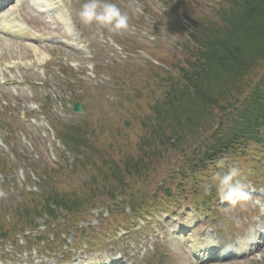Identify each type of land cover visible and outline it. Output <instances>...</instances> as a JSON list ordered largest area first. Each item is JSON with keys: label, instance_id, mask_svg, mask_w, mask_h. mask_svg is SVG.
<instances>
[{"label": "trees", "instance_id": "trees-1", "mask_svg": "<svg viewBox=\"0 0 264 264\" xmlns=\"http://www.w3.org/2000/svg\"><path fill=\"white\" fill-rule=\"evenodd\" d=\"M226 33H218L210 39L206 49L208 54L202 65L191 73H184L190 87L197 94L211 97V93L220 98L232 94H242L245 86L238 85L257 60L264 55V0H246L241 11L227 22ZM220 79L221 82H217ZM183 88H176L169 97L170 104L179 99ZM236 89V90H235ZM254 97L248 105L249 119L264 117V79L256 87Z\"/></svg>", "mask_w": 264, "mask_h": 264}, {"label": "clouds", "instance_id": "clouds-1", "mask_svg": "<svg viewBox=\"0 0 264 264\" xmlns=\"http://www.w3.org/2000/svg\"><path fill=\"white\" fill-rule=\"evenodd\" d=\"M77 16L84 25H96L99 28H107L109 32L119 33L128 28L129 17L121 9L108 0H84ZM220 163H223L221 161ZM238 170L230 169L227 174L220 176L217 174L215 179L219 181L218 195L223 201L233 199H247L248 193L244 186L235 180Z\"/></svg>", "mask_w": 264, "mask_h": 264}, {"label": "rangeland", "instance_id": "rangeland-1", "mask_svg": "<svg viewBox=\"0 0 264 264\" xmlns=\"http://www.w3.org/2000/svg\"><path fill=\"white\" fill-rule=\"evenodd\" d=\"M152 81H153V79H150V82L151 83H152ZM143 83L144 84H147L146 82H143ZM158 92H159L158 85L155 86V88L153 89V91H152V88L147 85L146 91H145V94H144L146 97L144 99L138 101L135 104L134 108L132 109V112H127V113H125V115L130 116V117H137V116L144 115L145 112H146V110H147V105L150 103L149 102V97H148L149 94L153 93L154 96H156ZM125 130L126 129H121L120 131L122 132V131H125ZM96 138L97 139L99 138L97 134H96ZM115 139L116 140H119V137L116 135V138ZM114 155L115 156H119V155H121V153H117L116 152V153H114ZM74 183H75V181H74ZM59 186L62 188V184H60ZM81 225H83V224H81ZM258 256L260 257L261 255L258 254Z\"/></svg>", "mask_w": 264, "mask_h": 264}, {"label": "bare ground", "instance_id": "bare-ground-1", "mask_svg": "<svg viewBox=\"0 0 264 264\" xmlns=\"http://www.w3.org/2000/svg\"><path fill=\"white\" fill-rule=\"evenodd\" d=\"M201 248V244L199 243L198 240H195V249L199 250Z\"/></svg>", "mask_w": 264, "mask_h": 264}]
</instances>
